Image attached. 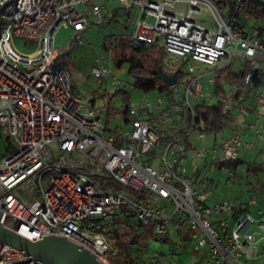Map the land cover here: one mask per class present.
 Segmentation results:
<instances>
[{"label": "built area", "instance_id": "2783aa9c", "mask_svg": "<svg viewBox=\"0 0 264 264\" xmlns=\"http://www.w3.org/2000/svg\"><path fill=\"white\" fill-rule=\"evenodd\" d=\"M101 1L0 0V132L16 144L15 151L0 158V213L6 214L1 224L29 241L64 237L89 251L99 264H114L110 256L117 250L111 244L117 238L105 218L125 208L138 229L152 226L155 236H164L169 223L174 232L187 229L190 249L201 252L208 246L205 253L214 264H264V207L257 216L247 211L257 204V196L240 206L226 200L206 205L181 165L189 137H205L195 124L193 106L216 105L212 89L217 73L238 74L246 62L252 71L262 69L259 32L247 29L230 12L226 18L222 2L117 0L127 17L131 10L138 14L125 46H162V70L177 75L175 94L178 88L183 91L181 104L192 122L185 134H160L151 127L147 112L138 116L129 109V119L110 131L98 93L74 94L67 71L54 55L55 33L69 26L78 39L88 14L103 18ZM238 1L240 5L243 0ZM179 4H186L187 11ZM82 6L85 11L78 8ZM205 17L208 22L202 21ZM15 39H23L33 51L18 53ZM120 46L121 39H105L108 61L97 59L92 68L99 85ZM251 80L247 73L244 82ZM253 92L255 117L247 129L264 142V94L258 88ZM230 101L223 100V113L233 108ZM161 102L149 110L157 111ZM235 107L244 113L240 101ZM253 145L234 131L211 148L191 150L202 160L211 154L212 170L235 184L241 177L231 162L238 160L240 149ZM209 184L208 179L201 183ZM212 216L219 218L213 222ZM150 260L157 264L159 256ZM0 264L42 263L0 242Z\"/></svg>", "mask_w": 264, "mask_h": 264}, {"label": "rangeland", "instance_id": "374dc122", "mask_svg": "<svg viewBox=\"0 0 264 264\" xmlns=\"http://www.w3.org/2000/svg\"><path fill=\"white\" fill-rule=\"evenodd\" d=\"M215 2H222L226 5L227 0H214ZM264 2V0H260ZM236 5L239 1L235 0ZM105 9L103 15L106 18H100L97 16H88V25L86 28L77 34L78 39H75V33L71 27H61L54 35V47L55 57H57V65L63 66L69 76L70 88L72 92L78 96H82L85 93H92L98 90H103L112 96V106L114 112L109 117L108 129L110 131L118 130L123 120V111L126 107L137 112L138 115L147 112V119L150 122L151 127L158 133L175 132L181 128L187 129V122H184L185 108L181 104L183 91L178 88V93L174 95L175 101L178 102V106L173 111L167 110V101L164 95H160L158 92L144 93L138 89L132 87V78L127 75V64L124 63L120 68L115 67L112 64L110 66V73L103 79H101V86L98 83V79L92 75V68L97 65L96 60L108 61V51L104 49V41L107 38H118L121 39V46L125 44V38L133 31V22L138 18L136 10H131L129 17L126 16L125 9L119 4L117 0H106ZM182 10L187 11L188 6L186 4H179ZM79 8V7H78ZM116 9L118 15L115 16L112 21L108 18L111 17L112 10ZM221 13L226 16L229 14V7L222 8ZM237 19L241 21L245 27L249 30H257L259 32V39L264 43V18L255 19L253 17H247L243 8L236 9L235 12ZM234 15V14H233ZM200 20V19H199ZM202 21L208 22L207 18H202ZM149 23H152V19H148ZM80 40V43H79ZM23 39L14 40V48L20 54H29L33 51L32 48L26 47ZM125 47L119 48V53L124 52ZM114 55L116 53L114 52ZM115 58V57H114ZM114 61V59H113ZM260 67L264 69V62L259 63ZM234 70H238V65H235ZM117 79L114 81L113 79ZM161 82V81H160ZM162 83V82H161ZM100 88V89H99ZM229 91L230 88L226 86ZM258 92L264 94V72L261 74V84L258 88ZM124 95L126 100H124ZM254 92H250L247 96L240 100V103L247 108L252 103ZM162 102L159 104L157 111L151 112L150 107L158 104V101ZM192 101V100H191ZM102 105V102L99 101ZM194 101H192V104ZM241 109L233 107L229 111V121L223 133L219 134L216 139L219 142L221 136L229 135L232 130H241V124L243 123ZM151 114V115H150ZM150 116V117H149ZM183 117V119H182ZM182 119V120H181ZM212 135H205L203 140L199 141L194 139L193 135L189 137L193 148L198 150H204L206 145L208 148L214 144ZM16 150L15 142L10 139L7 140L0 132V158H3L9 153ZM241 151V150H240ZM239 151V152H240ZM254 151H248L241 153L243 156L244 164H239L236 167V173L242 178H249L251 180L258 176V179L264 180V156L257 158L256 163L260 164V170L255 173L248 172L247 165L248 160L253 161L251 154ZM189 154L183 162V166L186 169V177L193 178L195 173L200 179H211L215 184L213 189L214 199L218 201L226 200L227 202H233L235 197L241 200L246 198L245 189L240 185L226 183L227 175L220 172L219 170H212L211 161L213 160L211 155L205 163L204 160L195 157L194 152L191 149H187L186 154ZM255 154L260 156V153ZM147 158V157H145ZM260 185H264V182H260ZM250 187V186H249ZM197 196L202 194L197 187ZM259 192L264 193V190L258 188ZM260 196V195H259ZM264 199V194H262ZM207 205L211 206L212 202H206ZM219 216H212L211 220L214 222ZM106 222L112 224V231L115 237L118 239L117 242H124L128 244L131 249L130 255L133 258L132 264H154L150 258L154 254L159 256V262L157 264H214L206 256V249L201 252H195L189 248V244L183 234H177L173 231L172 224H167L166 234L162 237L155 236L153 234L144 233L137 230L136 220L129 217L125 212V208L117 211L113 216L105 218ZM121 245V243H120ZM262 244H259L261 246ZM113 248H116L115 244H111ZM176 255L177 260H170V255ZM113 255L110 256L112 258ZM175 257V258H176ZM248 264H257V262H250Z\"/></svg>", "mask_w": 264, "mask_h": 264}, {"label": "trees", "instance_id": "16d2710c", "mask_svg": "<svg viewBox=\"0 0 264 264\" xmlns=\"http://www.w3.org/2000/svg\"><path fill=\"white\" fill-rule=\"evenodd\" d=\"M214 1V0H213ZM235 0H227L226 5L229 7V12L235 14L236 9L243 8L247 17H253L255 19L264 18V2L260 0H243L240 5H236ZM116 15V12L113 14L112 18ZM111 18V19H112ZM111 19L109 21H111ZM124 48V52H118L119 48ZM114 52L113 64L115 67L120 68L124 63L127 64V75L132 78V87L138 89L144 93L149 92H158L160 95H164L167 101V110L173 111L177 108L178 102L175 101V88H167L156 79L158 68H163V61L165 58V52L158 43L153 44H141L137 49H132L125 44H122ZM59 55H56V58ZM264 72V69H261L258 72L251 70V65L249 62H246L243 65V68L238 74L220 71L215 76L214 86L212 89L213 95L217 98V103L214 106H206L204 104H197L193 106V114L195 116V124L200 127L201 131L205 135H212L214 144H216V137L223 133L229 119V112L223 113V100L226 97H230L231 106L235 105L245 96H247L251 91L259 88L261 84V74ZM247 73L252 74V80L248 83L244 82L245 75ZM180 76V74H178ZM226 86L230 88L231 91L226 89ZM102 102V108L105 111V116L109 120V117L114 112L112 106V96L107 92L99 94L98 98ZM124 100L126 96L124 95ZM129 108L126 107L123 111V118L129 119L128 115ZM174 112V111H173ZM142 114H140L141 116ZM151 115V114H150ZM139 116V115H138ZM150 117V116H149ZM183 119V117H182ZM181 119V120H182ZM184 122H187V129L181 128L175 132H168L169 134L181 135L185 134L191 126L192 116L190 112L185 110ZM163 134V133H160ZM165 134V133H164ZM8 140V139H7ZM189 149L190 146L187 145ZM242 164L239 160L231 162L232 168L236 169L237 165ZM247 171L254 172L256 169H253L254 164H247ZM125 212L129 217L134 218V215L125 209ZM139 224L136 222V227ZM140 230V229H137ZM152 226H149L145 229L140 230L144 233L152 234ZM177 234H183L185 239H188V230L183 229L175 232ZM118 240V239H117ZM121 243V245H120ZM116 254L111 258V261L114 264H132L133 258L130 255L131 247L124 242H116ZM190 248V247H189ZM170 260H177L176 255H170ZM176 257V258H175Z\"/></svg>", "mask_w": 264, "mask_h": 264}, {"label": "water", "instance_id": "95a60500", "mask_svg": "<svg viewBox=\"0 0 264 264\" xmlns=\"http://www.w3.org/2000/svg\"><path fill=\"white\" fill-rule=\"evenodd\" d=\"M177 75H166L158 68L156 79L167 88L176 84ZM5 213H0V242L22 253L29 260L42 264H99L89 251L82 249L61 236H44L38 241H29L5 228L1 223Z\"/></svg>", "mask_w": 264, "mask_h": 264}, {"label": "crops", "instance_id": "0c3cea01", "mask_svg": "<svg viewBox=\"0 0 264 264\" xmlns=\"http://www.w3.org/2000/svg\"><path fill=\"white\" fill-rule=\"evenodd\" d=\"M105 1L106 0H103V1H101L100 2V5L103 7V9H105V5H104V3H105ZM82 11H85V8L82 6V7H79ZM116 12V15L115 16H117L118 15V11L116 10V9H114V10H112V13H111V17L110 18H108V20H110L111 18H112V16H113V14ZM88 16H89V14H88ZM114 16V17H115ZM127 16V15H126ZM103 18H106L104 15L102 16ZM113 19V18H112ZM112 19H111V21H112ZM163 71V70H162ZM166 74V73H165ZM167 75V74H166ZM101 86V85H100ZM100 89V88H99ZM96 93H98V95L100 94V93H103V90H98V91H95ZM106 92V91H105ZM109 94V93H108ZM99 100V99H98ZM100 101V100H99ZM243 114H242V117H243V123L241 124V130L240 131H237V130H232V132H234V131H236V132H239V134H241L242 135V139H243V141H246V142H252V143H254V145H253V147H252V149H250V150H242V149H240L239 151V154H238V160L240 161V162H242L243 164L246 162V161H244V159H243V156H241V153L243 152V153H246V152H248V151H254L252 154H251V156L252 157H248V158H252L253 159V161H250V160H248V163H246V165L247 164H254V167H253V169H256V171H255V173H257L259 170H260V164H257L256 163V160H257V158L259 159V158H261L262 156H264V142H258L257 141V139H256V137L254 136V134L251 132V131H249L248 129H247V126L250 124V123H252V121L254 120V106H253V104L251 103V105L250 106H248L247 108H245L244 110H243ZM262 122H264V121H262ZM231 132V133H232ZM197 140V139H196ZM188 142H189V146H190V148L189 149H193V145H192V143H191V141L188 139ZM218 142H217V139H216V144H217ZM208 145L209 144H207L206 145V148L205 149H208ZM215 144H213V146H214ZM211 148V147H210ZM188 149V148H187ZM255 151H256V153L258 152V153H260V156H258V155H256L255 154ZM209 155H211V154H209V153H206V155H205V158H204V162L206 163L207 162V160L209 159L208 157H209ZM189 156V154L187 153V154H185V156H184V159H183V161H182V163H181V165L183 164V162H184V160H185V158H187ZM211 157H212V159H213V156L211 155ZM262 160H264V159H262ZM213 162V160L210 162V163H212ZM182 167L184 168V166L182 165ZM236 170V169H235ZM197 173V172H196ZM196 173H195V175H194V177L193 178H190V179H192L193 181H194V187H195V189L197 190V187H198V189L200 190V191H203V193L202 194H199L198 196H199V198H201L202 199V201L204 202V204H206V202H212V204H214V203H216V202H220V201H218L216 198H215V201H211V200H213L214 199V196H212L213 195V189L215 188V184L213 183V181L211 180V179H208L209 181H210V184L207 186V187H202V185H201V183H202V181L204 180V179H200V177H198V175H196ZM185 174H186V169H185ZM186 176V175H185ZM264 182V180H260V179H258V176L256 177V178H254V181H253V179L251 180V182L249 183V178H242L241 177V180L239 181V182H237V184L238 185H240V187H242V188H244L245 190V193H246V198L244 199V200H241V199H239L238 197H235L234 198V200H233V202H231V203H235V204H237L238 206H240V205H242V204H245L246 202H247V200L252 196V195H256L257 196V204L256 205H253V206H250L248 209H247V211L248 212H250L251 214H253L254 216H257V211L259 210V208H261V207H264V199H262V194H264V193H261V192H259V194H257V191H258V188H260L261 190H264V185H260V182ZM236 184V183H235ZM236 184V185H237ZM250 186V187H249ZM198 191V190H197ZM260 195V196H259ZM240 204V205H239ZM207 205V204H206Z\"/></svg>", "mask_w": 264, "mask_h": 264}]
</instances>
